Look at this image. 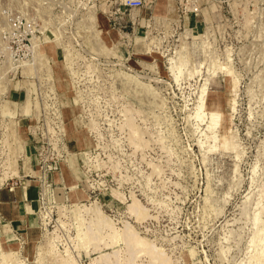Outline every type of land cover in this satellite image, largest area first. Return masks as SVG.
<instances>
[{"label":"rangeland","instance_id":"rangeland-1","mask_svg":"<svg viewBox=\"0 0 264 264\" xmlns=\"http://www.w3.org/2000/svg\"><path fill=\"white\" fill-rule=\"evenodd\" d=\"M263 189L264 0H0V264H256Z\"/></svg>","mask_w":264,"mask_h":264},{"label":"bare ground","instance_id":"bare-ground-1","mask_svg":"<svg viewBox=\"0 0 264 264\" xmlns=\"http://www.w3.org/2000/svg\"><path fill=\"white\" fill-rule=\"evenodd\" d=\"M204 92V91H203ZM217 122L216 121H213V123H210V125L208 126V129H212L214 126H216ZM264 193V189L262 191ZM135 202V203H134ZM133 202V205L131 206V211L133 213H137L139 211V208L137 207V204H136V201ZM140 207V206H139ZM141 208V207H140ZM141 210V209H140ZM143 211V210H142ZM140 212V211H139ZM138 212V213H139ZM141 214H145V213H141ZM137 219L139 220V214L137 215ZM125 225V224H124ZM129 227V226H128ZM128 227H125V231L122 233L123 237L120 235V237L122 238H117V237H114L111 239V247L115 246V244L117 243V241H120L119 239H122L124 240V244H125V250H124V253L126 251V255H124V257L126 256V261H125V264H134L133 263V260L135 258H137L139 256H141L140 254H143V255H147L148 258H149V264H169L167 260L165 259H162V255L160 254V252H157L156 250H154L151 246H148L146 245V243H144V241L142 239H139L138 236H136L133 231L130 230V228ZM95 228V227H94ZM100 228V227H99ZM98 228V229H99ZM97 229V230H98ZM102 229V228H101ZM113 229V228H112ZM96 230V228H95ZM90 231H92L90 229ZM89 232V230H88ZM96 232V231H95ZM97 233V232H96ZM95 233V234H96ZM89 234V237H88V241H90V244L92 243V245L94 246H97L99 242V238L96 237L95 235H93L91 232L88 233ZM261 235V234H260ZM118 239V240H117ZM262 239H264V232H263V236H262ZM97 244V245H96ZM101 244V242H100ZM105 244V243H104ZM99 246V245H98ZM116 253V252H115ZM118 253V252H117ZM137 256V257H136ZM257 257V256H256ZM262 259H264V254L263 253H260L259 256L255 259V262L256 264L259 263ZM114 264H117L116 262L117 259L114 258ZM100 263V262H99ZM106 263V261H105Z\"/></svg>","mask_w":264,"mask_h":264},{"label":"crops","instance_id":"crops-1","mask_svg":"<svg viewBox=\"0 0 264 264\" xmlns=\"http://www.w3.org/2000/svg\"><path fill=\"white\" fill-rule=\"evenodd\" d=\"M30 197H31V192L28 189H24V191L22 192V196H21V198L19 199V202H18L19 206H22L21 202H23L24 200H27ZM28 207L31 208L30 205H27V208Z\"/></svg>","mask_w":264,"mask_h":264},{"label":"built area","instance_id":"built-area-1","mask_svg":"<svg viewBox=\"0 0 264 264\" xmlns=\"http://www.w3.org/2000/svg\"><path fill=\"white\" fill-rule=\"evenodd\" d=\"M142 3V0H130V4L132 6H140Z\"/></svg>","mask_w":264,"mask_h":264}]
</instances>
